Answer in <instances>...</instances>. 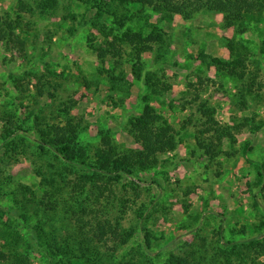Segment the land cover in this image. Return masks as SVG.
Wrapping results in <instances>:
<instances>
[{
    "label": "rangeland",
    "instance_id": "obj_1",
    "mask_svg": "<svg viewBox=\"0 0 264 264\" xmlns=\"http://www.w3.org/2000/svg\"><path fill=\"white\" fill-rule=\"evenodd\" d=\"M25 1L34 7L32 13L21 11L19 0H0V14L7 12L11 18L20 15L19 29L25 39L23 50L0 40V108L6 105L18 114L32 110L54 122L61 118L59 109L72 101L71 114L83 119L80 141L85 147L96 146L100 130H109L114 142L126 149L137 146L127 134L128 121L141 112L142 96L148 95V103L177 131L176 149L161 154L157 167L124 176L113 185L114 195L106 191L101 198L109 217L120 215L123 227L139 228L145 220L144 226L153 234L151 250L144 251L139 229L118 253L130 246L146 252L145 259L147 254L158 253L154 264H162L170 252L184 255L192 250L206 252V258L211 259L219 228L225 239L250 235L242 232L244 225L258 229L264 218V182L259 180V173L264 178V20L238 32L223 25L221 13L201 10L190 17L172 14L169 18L166 12L145 8L124 27L149 30L158 25L167 32V41L163 48L156 46L143 55V74L136 80L127 62L131 59L127 46L113 71L110 55L100 63L89 45L105 38L90 23L93 11H86L81 2L58 0L54 12L46 16L35 6L39 0ZM123 11L121 8L118 13ZM113 19L110 16L103 24L111 26ZM229 38L235 40V52L247 57V75L241 80L218 69L211 60L231 59ZM108 40L113 39L109 36ZM145 71L158 77L156 92H148ZM251 82V91H245L244 85ZM200 101L215 109L214 117L222 124L236 127L235 144L225 140L215 158L206 156L195 142L202 120L197 110ZM244 146L248 149L242 153ZM35 161L30 154L20 155L10 166H0L1 181L10 176L13 183H24L40 192ZM3 193L0 207L5 208L9 202ZM64 215L69 214L60 210L59 216ZM30 257L32 264H45L38 249L31 250ZM263 260L260 257L257 263L264 264Z\"/></svg>",
    "mask_w": 264,
    "mask_h": 264
},
{
    "label": "trees",
    "instance_id": "obj_2",
    "mask_svg": "<svg viewBox=\"0 0 264 264\" xmlns=\"http://www.w3.org/2000/svg\"><path fill=\"white\" fill-rule=\"evenodd\" d=\"M75 1L81 2L86 11H93L94 18L89 19L90 23L98 27L105 38L101 43L89 45L100 63L104 64L110 55L113 71L121 63L127 46L131 58L127 62L136 80L143 74V55L152 52L156 46L163 48L167 41V32L158 25L149 30L124 27L128 21L139 17L145 8L166 12L169 18L172 14L190 17L201 10L221 13L223 25L235 27L238 32L264 20V0ZM57 5L58 0H39L35 6L47 16ZM121 8L125 12L118 13ZM19 9L31 13L35 10L25 0H19ZM19 16L11 18L7 12L0 14V40L7 46L13 44L23 50L25 39L24 32L19 29ZM110 16L114 19L107 27L103 23H108ZM109 36L113 40H108ZM262 44L264 54V40ZM227 47L230 60L219 57L211 60L218 69L241 80L247 75V57L235 52L233 38L228 39ZM119 76L122 77V73ZM143 77L148 92H156L159 85L156 74L145 71ZM15 80L18 82L13 79L14 83ZM251 84L244 85L245 91H251L254 82ZM38 92L43 95L40 88ZM142 100L141 112L129 119L127 129L137 146L126 149L114 142L109 130H100L96 146L85 147L80 141L83 119L71 114L72 101L59 109L61 118L54 122H47L44 115L32 110L28 114H18L6 105L0 108V166L4 169L18 156L30 154L33 162L37 160L34 168L41 178L40 192L30 185L13 183L10 176H4V182L0 179V195L4 192L9 202L5 208L0 207V264H32L30 251L34 248L42 252L45 264H154V259L160 257L158 253L147 254L149 258L145 259L144 251L151 250L153 240L152 232L144 226L146 221L139 228L123 227L121 216L109 217L101 200L106 191L115 194L113 185L124 176L132 175L137 169L157 167L160 155L177 147L174 126L148 103V95H143ZM197 110L202 120L196 129V145L206 156L215 158L222 152L225 140L235 144L233 129L236 127L218 121L214 117L215 109L205 101L198 103ZM244 147L242 153L248 149ZM48 169L51 171L47 175ZM259 175V180L264 182L263 176ZM68 186L70 188L66 190ZM93 204L101 207L94 209ZM60 210L69 215L60 217ZM141 217L143 215L138 218ZM69 219L73 222L66 223L65 220ZM63 224H66L65 229L60 228ZM259 224L258 229L253 225L242 226V232L249 231L250 235L241 238L225 239L219 228L217 247L211 259L206 258V252L199 253L198 250L184 255L170 252L162 264H258V258L264 259V218ZM139 229L143 232L144 251L130 246L124 253H118L132 241ZM232 234L236 232L233 230Z\"/></svg>",
    "mask_w": 264,
    "mask_h": 264
}]
</instances>
